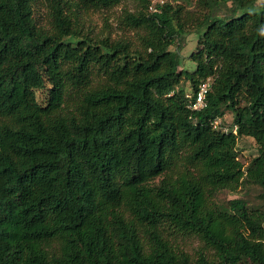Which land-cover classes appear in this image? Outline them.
<instances>
[{
  "label": "trees",
  "instance_id": "16d2710c",
  "mask_svg": "<svg viewBox=\"0 0 264 264\" xmlns=\"http://www.w3.org/2000/svg\"><path fill=\"white\" fill-rule=\"evenodd\" d=\"M169 1L0 0V264H264V0Z\"/></svg>",
  "mask_w": 264,
  "mask_h": 264
},
{
  "label": "rangeland",
  "instance_id": "374dc122",
  "mask_svg": "<svg viewBox=\"0 0 264 264\" xmlns=\"http://www.w3.org/2000/svg\"><path fill=\"white\" fill-rule=\"evenodd\" d=\"M150 7L149 11H154L156 5H160L165 2L172 3L169 0H150ZM195 2L196 0H188V2H179L180 4L184 5V7L187 10L193 11L195 10ZM135 4L133 2H126L123 3L109 12L103 13V12H91L88 14V16L85 18V24L86 26H90L91 30L94 32H110L112 38H120L122 36L121 32L119 31L118 20L119 17L123 14L124 9L129 10L130 12L134 11ZM42 14V15H41ZM37 16L39 18L41 23H45L46 21V13L44 10H41L37 13ZM133 34L125 36V38H133ZM124 37V36H122ZM196 41H197V35L196 34H190L187 35L184 41V44L182 45V49L180 50V55L183 56V66L184 68L188 69L189 71H193L194 64L191 63L188 59V55L190 53L194 52L196 49ZM171 49H174L171 47ZM185 90L186 94L190 95V88L189 85L185 84ZM232 120V114L229 110H224V116H223V124L228 125L231 123ZM236 150L238 154V160L243 164L244 167H246L252 158H254L257 155V147L254 143V141L250 138H240L237 140L236 143ZM261 193V189L257 186H251L249 188L244 189H238L235 193H231L229 191L223 190L219 192L216 195V201L221 204H225L226 201L232 200V199H244L248 204L251 205H257L260 203L259 195ZM180 244L186 249L189 253H192L194 249L198 247V242L195 239H184L180 241Z\"/></svg>",
  "mask_w": 264,
  "mask_h": 264
},
{
  "label": "built area",
  "instance_id": "2783aa9c",
  "mask_svg": "<svg viewBox=\"0 0 264 264\" xmlns=\"http://www.w3.org/2000/svg\"><path fill=\"white\" fill-rule=\"evenodd\" d=\"M209 90V83L204 82L199 85L198 90L196 91L195 95H186L187 98H192L193 99V109H200L205 106V97L208 93ZM217 121L215 122V124ZM233 133H235V128H233Z\"/></svg>",
  "mask_w": 264,
  "mask_h": 264
}]
</instances>
